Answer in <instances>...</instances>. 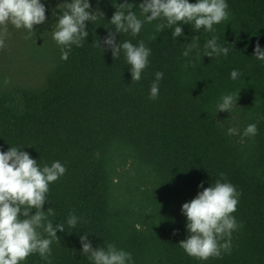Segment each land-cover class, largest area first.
<instances>
[{
	"label": "trees",
	"instance_id": "1",
	"mask_svg": "<svg viewBox=\"0 0 264 264\" xmlns=\"http://www.w3.org/2000/svg\"><path fill=\"white\" fill-rule=\"evenodd\" d=\"M123 2L89 0L104 16L85 22L88 36L67 60L59 46L42 86L8 87L0 73V151L18 147L41 166L59 161L67 169L43 205L65 231L57 229L49 260L32 254L21 264H93L81 252L84 234L93 248L113 243L130 252L129 264H264V61L253 55L257 41L264 49V0H226L229 18L212 32L180 24L183 35L173 38L172 28L157 32L162 21L154 20L136 36L116 33V42L143 40L151 49L138 82L123 50L113 59L103 44L115 31L114 5ZM193 36L199 47L185 57ZM213 36L227 56L204 55ZM233 69L242 73L235 80ZM237 92L230 112L217 110L223 95ZM248 124H256L254 136H243ZM217 179L240 193L232 215L242 226L231 234L230 252L201 261L178 244L189 234L181 205L202 191L201 182L208 187ZM70 212L79 218L75 227L67 224Z\"/></svg>",
	"mask_w": 264,
	"mask_h": 264
},
{
	"label": "clouds",
	"instance_id": "2",
	"mask_svg": "<svg viewBox=\"0 0 264 264\" xmlns=\"http://www.w3.org/2000/svg\"><path fill=\"white\" fill-rule=\"evenodd\" d=\"M115 11L109 23L115 31H108L103 44L110 50L113 59L119 58L123 50L126 62L130 65L131 81H140L142 72L148 67L151 49L144 41L133 44L128 40L116 42V33H140L145 22L154 20L162 22L156 25V31L172 28V36L183 35L180 24H191L194 30L214 31L213 26L229 18L226 0H143L133 4L129 0L115 4ZM138 7L140 19L133 9ZM59 9L57 19L52 27V38L61 46V59L67 60L73 45L82 47L88 36L86 21H95L98 16H104L98 8L92 10L89 0H63L57 4ZM150 13V14H149ZM47 17L45 5L41 0H0V49L5 47L8 36V25L16 29H26L34 33V25L43 24ZM155 39L156 37H152ZM199 37L193 36L192 43L182 53L187 57L193 48L199 47ZM96 46L101 47V41L96 39ZM204 55L209 57L227 56L229 49L217 43L213 36L204 45ZM256 59L264 61V49L257 41L253 48ZM187 66V65H186ZM242 73L233 69L230 78L235 80ZM162 72L155 73V80L150 87V99L159 95V81ZM5 83H8L7 78ZM238 99V92L225 94L217 104V110L227 111L233 108ZM229 135H235L237 130L229 128ZM256 124H248L243 136H254ZM67 171L59 161L42 166L31 155L18 147H9L0 151V264H21L29 255L39 254L44 260L51 256L53 241L59 242L57 229L65 231L64 224L57 223L55 227L48 216L54 215L52 208L47 212L43 205L47 201L49 185L57 181ZM223 177V173L220 174ZM198 187L202 191L189 201L182 203L181 212L186 217L188 236L178 242L180 248L190 257L206 261L210 257H221L222 251H231V234L242 225H238L232 215L237 209L240 193L235 186L226 180H215L210 186ZM35 209L32 214L31 210ZM79 218L69 213L67 224L75 227ZM227 237V239H225ZM81 252L93 264H129L132 260L130 252L119 249L113 243H105L103 247L93 248L87 240V234L79 237Z\"/></svg>",
	"mask_w": 264,
	"mask_h": 264
},
{
	"label": "rangeland",
	"instance_id": "3",
	"mask_svg": "<svg viewBox=\"0 0 264 264\" xmlns=\"http://www.w3.org/2000/svg\"><path fill=\"white\" fill-rule=\"evenodd\" d=\"M61 0H41L47 17L34 25V33L8 25L5 47L0 49V73L5 85L40 87L58 60L59 45L52 38L57 4ZM7 78L8 83H5Z\"/></svg>",
	"mask_w": 264,
	"mask_h": 264
}]
</instances>
